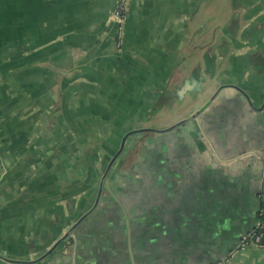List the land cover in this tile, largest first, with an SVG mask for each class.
Wrapping results in <instances>:
<instances>
[{
	"label": "crops",
	"instance_id": "obj_1",
	"mask_svg": "<svg viewBox=\"0 0 264 264\" xmlns=\"http://www.w3.org/2000/svg\"><path fill=\"white\" fill-rule=\"evenodd\" d=\"M115 5L0 0V264H264V0Z\"/></svg>",
	"mask_w": 264,
	"mask_h": 264
},
{
	"label": "water",
	"instance_id": "obj_2",
	"mask_svg": "<svg viewBox=\"0 0 264 264\" xmlns=\"http://www.w3.org/2000/svg\"><path fill=\"white\" fill-rule=\"evenodd\" d=\"M126 24H127V19H126V23H125V27H126ZM117 28H115V34L117 36ZM126 29V28H124ZM124 33H125V30H124ZM53 69H55L57 72L61 73L66 79L70 80L80 74H82V70L81 69H73V70H65V69H60V68H56V67H52ZM236 87V86H234ZM245 96H247L250 104L253 106V103L251 101V98L249 97L248 94L244 93ZM162 98H160L161 100ZM160 100H158L157 103L160 102ZM156 103V105H158ZM209 105V103L205 104L202 108H200L199 110H196L194 113H192L189 117L171 125L170 127L167 128V130H171L185 122H188V121H191V120H195L198 118V116L202 113V111H204L206 109V107ZM156 108V106H155ZM166 129H155V128H151V127H144V128H139V129H132L130 131H128L122 138V142H121V145H120V149L118 151V153L115 155V157H117L123 150L124 146H125V143L127 141V139L132 135V134H135V133H141V132H146V131H156V132H162V131H165ZM115 160V158H114ZM113 161H110L107 168H106V171L104 172L103 176L101 177V180L99 182V187H98V192H97V196L95 198V201L94 203L91 205V207L84 213L82 214L74 223L72 226H70L68 228V230L59 238H57V240L55 241V243L45 252V254H42V256H40L38 259L34 260V261H39V260H42L44 259L45 257H47L48 255L50 254H53L55 252V250L58 248V246L64 242L67 238H69L73 231L75 230V228L80 224V222L87 216L89 215L96 207L97 205L99 204L100 202V199H101V195H102V192H103V189H104V186H105V183H106V180L108 179V174H109V171L112 167V164H113Z\"/></svg>",
	"mask_w": 264,
	"mask_h": 264
},
{
	"label": "built area",
	"instance_id": "obj_3",
	"mask_svg": "<svg viewBox=\"0 0 264 264\" xmlns=\"http://www.w3.org/2000/svg\"><path fill=\"white\" fill-rule=\"evenodd\" d=\"M130 0H116L111 19L117 25V39L120 44L124 37L127 10ZM243 246H261L264 249V204L258 211V218L254 228L244 234L241 239Z\"/></svg>",
	"mask_w": 264,
	"mask_h": 264
},
{
	"label": "rangeland",
	"instance_id": "obj_4",
	"mask_svg": "<svg viewBox=\"0 0 264 264\" xmlns=\"http://www.w3.org/2000/svg\"><path fill=\"white\" fill-rule=\"evenodd\" d=\"M187 105H191V106H193V104H191V102H189ZM191 106H190V107H191ZM190 107H189V108H190ZM160 124H161V123H157L156 125H160ZM159 127H161V126H158V127L156 126V127H152V128L157 129V128H159Z\"/></svg>",
	"mask_w": 264,
	"mask_h": 264
},
{
	"label": "flooded vegetation",
	"instance_id": "obj_5",
	"mask_svg": "<svg viewBox=\"0 0 264 264\" xmlns=\"http://www.w3.org/2000/svg\"><path fill=\"white\" fill-rule=\"evenodd\" d=\"M126 19H127V16H126ZM113 23H114V22H113ZM115 26L117 27L116 23H115ZM116 27H115V28H116Z\"/></svg>",
	"mask_w": 264,
	"mask_h": 264
},
{
	"label": "trees",
	"instance_id": "obj_6",
	"mask_svg": "<svg viewBox=\"0 0 264 264\" xmlns=\"http://www.w3.org/2000/svg\"><path fill=\"white\" fill-rule=\"evenodd\" d=\"M138 134V133H137Z\"/></svg>",
	"mask_w": 264,
	"mask_h": 264
}]
</instances>
